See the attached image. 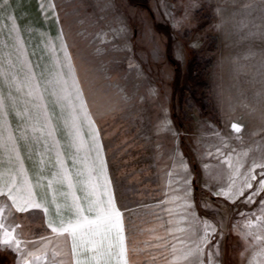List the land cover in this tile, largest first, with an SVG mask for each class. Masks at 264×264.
I'll return each mask as SVG.
<instances>
[{
  "label": "rangeland",
  "instance_id": "1",
  "mask_svg": "<svg viewBox=\"0 0 264 264\" xmlns=\"http://www.w3.org/2000/svg\"><path fill=\"white\" fill-rule=\"evenodd\" d=\"M169 42L183 73L195 51L214 58L217 121L175 102ZM22 117L41 120V151L51 124L65 146L81 121L100 128L123 254L101 263L19 209L8 175L37 145L19 141ZM27 261L264 264V0H0V264Z\"/></svg>",
  "mask_w": 264,
  "mask_h": 264
},
{
  "label": "crops",
  "instance_id": "2",
  "mask_svg": "<svg viewBox=\"0 0 264 264\" xmlns=\"http://www.w3.org/2000/svg\"><path fill=\"white\" fill-rule=\"evenodd\" d=\"M40 121L22 117L19 141L30 140L32 143L33 139L37 144L38 139L42 140ZM81 123L73 129L76 135L66 142V146L58 140L56 124H51L50 144L43 151L40 150L41 142L34 150L31 146L27 149L25 144L24 149L19 147L14 157L18 171L10 172L7 181L9 191L14 192L10 194H18L20 210L41 209L49 228L83 237L84 246L88 244L85 247L88 254H101L99 261L106 263L107 259L112 261L113 254H123L124 247L126 250L123 241L125 220L118 208L100 128L96 134L90 120Z\"/></svg>",
  "mask_w": 264,
  "mask_h": 264
},
{
  "label": "trees",
  "instance_id": "3",
  "mask_svg": "<svg viewBox=\"0 0 264 264\" xmlns=\"http://www.w3.org/2000/svg\"><path fill=\"white\" fill-rule=\"evenodd\" d=\"M140 4V2H137ZM143 6L147 7V9H150L147 4H142ZM203 11L201 9L197 10V14H199L200 21L203 17ZM209 19V18H207ZM212 22V19L209 20L206 23L198 24V28L204 25H207ZM157 29L162 30L163 32H166V34L169 37V27L167 28L162 27L160 24H157ZM186 33H188L186 31ZM207 50L210 52L216 51L219 44V38L217 35H208L207 38ZM168 56L170 61L177 66V74L176 79L174 81V91H175V97L176 103L179 102L181 107H184L186 105L188 108H193L197 105L202 103L201 105V113L202 115L211 116L214 118V120H218L217 113L214 107V104L211 100L210 95V80H209V71L213 66L214 58L208 57V58H201L205 53V49L203 52L201 51H195L193 53V56L190 59L187 72H182L181 67L179 66V62L174 59L173 54L171 52V42L168 43ZM206 50V52H207ZM193 52V51H192ZM187 90L190 91V95H187ZM177 113L174 112V117L176 118ZM181 123V122H180ZM182 124V123H181ZM183 125V124H182ZM186 147V145H185Z\"/></svg>",
  "mask_w": 264,
  "mask_h": 264
},
{
  "label": "bare ground",
  "instance_id": "4",
  "mask_svg": "<svg viewBox=\"0 0 264 264\" xmlns=\"http://www.w3.org/2000/svg\"><path fill=\"white\" fill-rule=\"evenodd\" d=\"M26 264H30V261H27Z\"/></svg>",
  "mask_w": 264,
  "mask_h": 264
}]
</instances>
